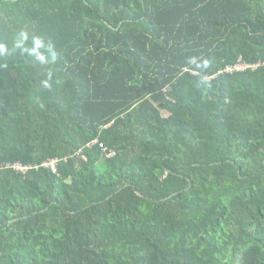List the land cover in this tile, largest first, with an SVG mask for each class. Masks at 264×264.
I'll use <instances>...</instances> for the list:
<instances>
[{
	"label": "trees",
	"instance_id": "16d2710c",
	"mask_svg": "<svg viewBox=\"0 0 264 264\" xmlns=\"http://www.w3.org/2000/svg\"><path fill=\"white\" fill-rule=\"evenodd\" d=\"M0 264H264V0H0Z\"/></svg>",
	"mask_w": 264,
	"mask_h": 264
},
{
	"label": "built area",
	"instance_id": "2783aa9c",
	"mask_svg": "<svg viewBox=\"0 0 264 264\" xmlns=\"http://www.w3.org/2000/svg\"><path fill=\"white\" fill-rule=\"evenodd\" d=\"M249 66H252V65H250V64H248ZM243 67H246V65H240V66H238V68H243ZM254 67V66H253ZM94 142H97V140L96 141H94ZM91 145V144H90ZM105 149V151L107 152V154L110 156V155H113L114 154V151L113 150H109V151H107V148H104ZM82 151V150H81ZM59 159L60 158H58V157H55V158H52V159H50V160H48V161H46V162H44L43 164H42V166H45V167H48V168H50L53 172H57V164H58V161H59ZM12 167H14L15 169H17V170H19V171H22V172H25L29 167L28 166H26V165H22V164H17V163H15V164H13L12 165Z\"/></svg>",
	"mask_w": 264,
	"mask_h": 264
},
{
	"label": "rangeland",
	"instance_id": "374dc122",
	"mask_svg": "<svg viewBox=\"0 0 264 264\" xmlns=\"http://www.w3.org/2000/svg\"><path fill=\"white\" fill-rule=\"evenodd\" d=\"M162 113H163V115H165V116L169 115V112H168L167 110H162ZM94 141H96V140H94Z\"/></svg>",
	"mask_w": 264,
	"mask_h": 264
}]
</instances>
